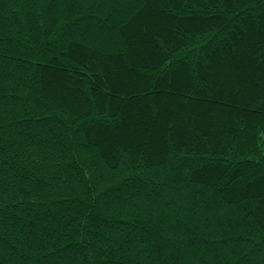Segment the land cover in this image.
<instances>
[{
    "label": "trees",
    "instance_id": "1",
    "mask_svg": "<svg viewBox=\"0 0 264 264\" xmlns=\"http://www.w3.org/2000/svg\"><path fill=\"white\" fill-rule=\"evenodd\" d=\"M0 264H264V0H0Z\"/></svg>",
    "mask_w": 264,
    "mask_h": 264
}]
</instances>
